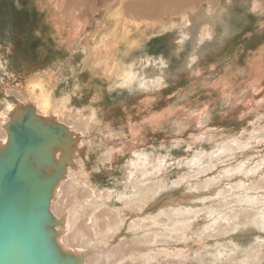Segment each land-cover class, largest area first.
Segmentation results:
<instances>
[{"label":"bare ground","instance_id":"obj_1","mask_svg":"<svg viewBox=\"0 0 264 264\" xmlns=\"http://www.w3.org/2000/svg\"><path fill=\"white\" fill-rule=\"evenodd\" d=\"M178 1L176 0V3L168 8L169 1L161 5L158 0H134L131 5H128V10L135 15L145 17L160 16L164 13L170 16L175 14L176 5H190L198 0H188L189 2L182 0V3H178ZM202 1H207L208 6L204 7L202 3H199L200 8L196 6L195 9H178L181 13L180 20L183 19V23L180 22L181 26L177 25L180 30L176 31L178 34L177 39L174 41H176L177 52L189 47L190 53L184 56L186 57L183 62L185 66L199 59L207 48L214 47L212 44L215 40L216 27L225 21L224 11L228 12L223 6L230 4V0H225L227 3L222 4L221 8L223 9L218 7L216 10L214 9L217 7L216 4L210 5L211 0H200V2ZM75 3L77 2L75 1ZM245 3L248 9L250 7L253 12H259L261 8L257 0H249V3ZM190 6L192 7V5ZM197 9L198 11L195 12ZM65 11L68 13L69 10ZM227 18L229 20L224 26L225 34L232 27L230 13ZM55 19H57L55 27H47L48 31L54 33L48 39L51 42V47H53L52 49L49 48L50 56L53 57L54 53L58 54V59H60L58 63H60L64 58L62 56L70 50V58L73 62L74 58L78 56L79 65L86 69L90 75L98 74V77L112 82L110 86L129 91L128 96L134 100L152 95L159 87H162L171 75L170 56L161 54L157 57L140 58L142 60L139 61H127L121 58L125 57L127 52L134 47L133 43L135 41L133 40H136L135 38L129 46H125L126 51H121L113 46V42L112 44L109 42L108 34H100V32H98L100 35L93 37V44L85 39L83 43H80V46H76L73 37L75 29L78 27L75 22L77 19L71 16L67 20L63 15ZM82 24L84 25V23ZM150 26H156V24ZM147 27L149 26L147 25L145 28ZM161 27L164 29L166 26ZM172 28L174 29V27ZM137 29L141 30L142 28L137 26ZM122 35L124 36V34ZM79 39L81 38L79 37ZM129 48L130 50H127ZM174 53L176 54V52ZM74 54L76 56H73ZM260 59L256 60V67H254V62L251 61L248 68L251 78L241 82V87L239 91H236L237 93L230 92L226 96L222 92L225 96V108H230L233 104L243 115L253 113L248 129L258 133L257 139L264 137V135L260 136L264 131V115L257 111L260 110L262 104L264 105V68L260 66ZM51 60H54V58ZM0 66L2 67L0 70H5L4 62L1 59ZM33 72L21 88L14 89L17 98L11 99L12 94L7 92H4V96L0 98V148L8 140L6 124L26 107L31 108L42 121L62 124L68 130L71 136L68 149L70 152L69 161L66 162L63 175L59 177L60 180L52 190L53 194L49 207L50 213L57 220L54 224V229L57 232L55 240L63 254L71 253L79 256L80 261L78 264H154V262L159 264H253L264 258V235L260 234L261 231H264V170L256 174L259 164L254 168H249L245 162L237 163L236 166H216L218 164L217 160L229 159L235 148L243 149L248 145V140L246 142L243 140V134L224 140L212 151L202 148L196 149L184 162L186 167L193 169L198 174L211 168H223V170L218 171V175H228L229 173L231 176L236 175L239 180L230 183L228 190L224 188L216 190V195L221 197V200L224 198L225 203H238L237 211L234 214L224 213V211L219 213L220 211L216 212L208 207L202 208L201 206L204 202L203 199L211 196L209 187L211 183L213 184L212 181L215 175L207 178L203 182V186L198 181L193 183V185L195 184L194 187L198 189L205 187L207 189L206 193H192L185 197L182 196L181 200L169 201L170 203L164 205V207L162 204V207L159 206L160 208L157 211H146L149 207L148 201L153 199L154 195H157V190L152 189L151 183H148L153 176H146L137 181L127 179L126 189L123 192L117 191L115 193V197L121 202L122 207L111 206L112 204L110 205L108 200L113 198L114 193L110 190L101 192L97 187L90 184V172L86 167L88 163L85 161L87 157L89 158L90 147L94 144L90 127L100 122L99 107L95 104L80 105V108L73 106L75 96L84 89L77 80L75 81L78 75L73 77L71 82L63 81V85L59 86L60 90L58 91L56 85L48 87L49 85L39 79L37 73ZM68 74L71 77L72 74ZM92 83L95 84L97 81ZM256 83H260V86H255ZM231 95L234 97H231ZM92 100L94 101V99ZM202 115L197 114V116H194V119L200 121V127L203 123L201 122ZM204 116H208V113ZM197 121L194 123H197ZM188 122L186 123L188 124ZM181 124L183 125L182 121ZM181 124L179 125L181 126ZM256 135H250L249 138L255 139ZM203 139L208 138H205L202 134L198 138L196 136V139L191 141L192 144L188 143V147L196 146V142L203 141ZM61 150L59 147L55 148V161H58ZM143 152L136 153L134 154L135 157L129 158V176L138 173L142 174L140 176L149 173L154 175L160 169L159 163L164 164L165 159H167L162 158L159 160L157 158V164L154 165L156 162L155 160L151 162L150 154ZM111 153L110 150L109 157L113 156ZM248 171L251 173L249 174ZM238 173L247 175V179H242V175L237 176ZM152 184H157V182ZM193 185L190 184L191 187ZM231 195H234V199L227 200V197ZM63 199L65 200L63 201ZM64 203L65 205H63ZM257 205L258 212L251 213L250 211H253ZM242 208L245 211L241 214L240 210ZM132 212L135 213L132 214ZM244 214H247V219H240V215ZM250 220L252 223L248 227L257 230V235L247 242L246 240L235 242L233 237L229 236L230 233L238 230V228L250 232L251 229L245 227V224ZM220 233L226 235V237L228 236L229 240H226V238L225 240L220 239L219 237L222 236ZM239 253L241 254L238 255Z\"/></svg>","mask_w":264,"mask_h":264},{"label":"rangeland","instance_id":"obj_2","mask_svg":"<svg viewBox=\"0 0 264 264\" xmlns=\"http://www.w3.org/2000/svg\"><path fill=\"white\" fill-rule=\"evenodd\" d=\"M158 1L161 5L169 1L168 8L176 3V0ZM179 1L178 3H182V0ZM183 1L187 2L188 0ZM257 1L261 5L259 12L251 11L250 7L248 9L245 2L249 3V0H230L228 6H223L228 12L224 11L225 21L216 27L215 40L212 44L214 47L207 48L199 59L185 66L183 62L186 57L184 56L190 53L189 47L177 52L176 41H174L177 39L179 26L183 23V19L180 20L181 13L178 9L200 8L199 3L206 7L208 6L207 1H194L195 3L190 4L192 7L187 4L176 5L175 14L170 16L164 13L160 16L145 17L135 15L128 10V5H131L134 0H0V59L4 62L5 67V70H0V98L4 96V92L12 94L11 99L17 98L15 90L21 88L26 83L25 81H28L33 71L35 74L37 73L39 79L49 85L48 87L56 85L58 91L60 90L59 86L63 85V81L71 82L72 78L78 75L75 81L77 80L84 89L75 96L73 106L95 104L99 107V115L101 114L100 122L90 127L94 144L90 147L89 158L85 159L88 163L86 167L90 172L89 181L101 192L110 190L114 193L113 198L108 200L109 204H112L111 206L122 207L121 202L116 199L115 193L123 192L126 189L127 179L137 181L146 176H153L148 183H151L152 189L157 190V195L148 201L149 207L146 211H157L162 207V204L164 207L174 199V201L181 200L192 193H206L205 187L198 189L194 187L193 183L198 181L203 186V182L207 178L215 175L213 184L211 183L209 187L211 196L207 199L202 197L204 202L201 206L216 212L220 211L219 213L224 211V213L234 214L237 211L238 203H225L224 198L221 200V197L216 195V190L220 188L228 190L230 183L239 180L236 175L231 176L230 173L218 175V171L223 168H211L198 174L193 169L186 167L184 162L196 149L212 151L224 140L243 134V140L245 142L248 140V147L235 148V152L233 151L229 159L217 160L216 166H236L245 162L249 168H254L259 164L256 174L264 170V137L257 139L258 133L248 129L253 113L243 115L233 104L230 108H225V96L222 94L223 92L227 96L230 92L237 93L241 82L251 78V73L248 70L251 61L256 67V60L261 58L260 66L264 68V0ZM210 2V5L216 4L217 7L214 8L216 10L218 7L221 8L222 4L227 3L225 0H211ZM65 10L70 12L67 13ZM218 12L220 14L219 10ZM229 13L232 27L225 34L224 26L228 23ZM60 15L65 16L67 20L71 16L77 19L75 22L78 27L74 32L75 38L73 37L75 40H72L76 46H80V43H83L85 39L93 44V37L95 35L97 37L98 32L108 34L109 42L111 44L113 42L112 45L121 51H126L125 46H129L131 42L135 41L134 47L131 48L132 51L130 48L127 49L130 51L125 57L120 56L121 58L127 61H139L142 60L140 58L157 57L161 54L170 56L171 75L152 95L134 100L128 96L129 91L110 86L112 82L98 77V74L90 75L86 69L79 65L76 54L73 55L76 56L73 62L70 58V50L62 56V58L64 57L62 62L58 63L60 60L58 54L54 53L53 57L50 56L49 48L53 47L48 39L54 33L48 31L47 27H55L57 20L55 18ZM82 23L86 24L85 27ZM152 24H156V26H150ZM178 24L179 26H177ZM147 25L149 27L145 28ZM164 25L166 27L163 29L161 26ZM137 26H141L142 29L138 30ZM134 38L136 40H133ZM52 58L54 60H51ZM0 68L2 67L0 66ZM68 73L72 74L71 77ZM93 81H97V83L94 84ZM226 81L228 82L226 83ZM257 85L260 86V83L255 84V86ZM231 97L234 96L231 95ZM261 106L259 105L261 108L257 111L264 115V105ZM207 113L208 116H204ZM197 114H203L201 122L204 125L202 123L201 127L200 121L194 119ZM195 121L197 123H194ZM199 130L200 132H198ZM201 134L208 139L197 141L196 146L193 145L192 148H189V144L193 143L191 141ZM250 135H256V138L251 139ZM261 135H264V131ZM110 150L112 157H109ZM140 152L150 154L151 162L153 160L156 162L157 158L159 160L167 159L164 164L159 163L160 169L154 175L149 173L140 176L142 174L138 173L129 176L128 160ZM156 164L157 162L154 163V165ZM248 173L251 172L248 171ZM237 176H241L245 180L248 177L242 173H238ZM153 182H157V184H152ZM233 199L234 195L227 197V200ZM257 207L258 205L250 212H254V214L258 212ZM244 211L242 208L241 214ZM134 213L132 212V214ZM246 215H240L239 218L246 220ZM251 220L245 224L246 228L251 229L250 232L238 228V230L232 231L229 236L233 237L235 242L237 240H246L247 242L255 237L258 231L248 227L252 223ZM260 234L264 235V231H261ZM219 238L229 240L228 236L226 237L224 234ZM259 262L253 264H264V258ZM154 264L159 263L154 262Z\"/></svg>","mask_w":264,"mask_h":264},{"label":"water","instance_id":"obj_3","mask_svg":"<svg viewBox=\"0 0 264 264\" xmlns=\"http://www.w3.org/2000/svg\"><path fill=\"white\" fill-rule=\"evenodd\" d=\"M0 148V264H78L61 252L50 213L52 190L69 161L71 136L62 124L26 107L6 124ZM61 154L55 161L54 151Z\"/></svg>","mask_w":264,"mask_h":264}]
</instances>
